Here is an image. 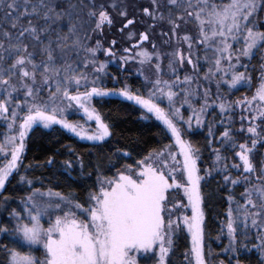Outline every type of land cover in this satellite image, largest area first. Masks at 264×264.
<instances>
[{
  "label": "snow or ice",
  "instance_id": "obj_1",
  "mask_svg": "<svg viewBox=\"0 0 264 264\" xmlns=\"http://www.w3.org/2000/svg\"><path fill=\"white\" fill-rule=\"evenodd\" d=\"M128 9V0H0V207L9 203L3 193L10 178L27 190L20 209L10 210L9 224L0 221V264H212L206 207L222 192L229 264H241V251H258L264 264V159H253L264 145V0H149L140 11L149 23L138 36L131 29L138 21ZM117 20L123 22L120 33L127 29V39L136 38L118 58L115 39L108 47L102 43ZM157 25L167 28L155 34L168 51L151 38L148 29L155 32ZM101 52L110 59L100 61ZM112 59L122 70L138 63L144 91L127 82L106 87L102 77L110 75ZM253 59L260 61L254 94L229 100L225 86L229 93L253 88ZM111 79L120 83L115 75ZM93 101L138 106L141 119L159 122L172 142L134 165L121 164L132 158L121 148L98 157L94 187L83 202L72 190L35 187L27 175L33 165L24 164L30 136L58 127L94 148L110 143L111 125ZM237 108L238 129L232 116ZM217 109L223 130L217 137L212 126L207 129L214 167L201 174V149L188 136L204 128L210 110ZM237 135L245 137L243 143ZM229 151L239 162H228ZM74 163L83 176L79 155L75 162H61V170L71 176ZM45 166L55 168V158ZM232 170L243 175L233 176ZM213 172L221 176L215 188ZM237 186H243L240 200ZM185 231L190 247L178 262L176 240ZM250 231L260 241L251 248L238 239Z\"/></svg>",
  "mask_w": 264,
  "mask_h": 264
},
{
  "label": "trees",
  "instance_id": "obj_2",
  "mask_svg": "<svg viewBox=\"0 0 264 264\" xmlns=\"http://www.w3.org/2000/svg\"><path fill=\"white\" fill-rule=\"evenodd\" d=\"M133 3L134 6L128 9L129 16H135L138 23L131 26L132 30L137 34L145 29L149 20L146 17L141 16L137 5H144L146 7L149 3L143 0H136ZM132 3V2H131ZM143 20V23L139 21ZM122 21L117 20V26L112 29V33L104 34L102 39L104 47H108L110 41L115 39L117 44L115 49L118 52H122L125 35L121 36L122 33L118 31V28L122 26ZM159 29L163 28L167 31L166 26L158 25ZM155 32H157L155 30ZM152 35H156L153 33ZM124 42V43H123ZM92 44L94 46V40L92 39ZM127 44V42H126ZM103 53H98V59L102 58ZM127 66V65H126ZM119 66L110 65L107 71L110 72V76L115 75L118 77L120 83L114 82L111 77L109 78L106 87H119L123 86V82H127L134 89H143V82L139 78H123L122 75L127 73V70L122 71ZM90 71V69H89ZM127 76V75H126ZM96 104L95 101H93ZM96 107L103 114L106 122L111 125V130L113 132L112 137L109 138L110 143L106 142L102 148H94L90 143H82L76 139L70 137L65 132L60 131L59 128L51 133H36L34 136H30L27 141L26 153L24 156L25 165H33V168L29 169L27 175L29 178L34 179V186L41 187L42 190H47L48 187L53 188L55 191L68 192L69 190L77 193L81 202L85 192L88 188L94 187L95 182V170L92 167L97 161V158H105L111 155L116 148L124 149L131 153V159H124L121 164H133L134 161L141 159L144 155H147L154 148H159L162 144H165L168 139L165 138L161 133V127L159 122L155 120H144L141 119L142 112L138 106H133L130 103H117L113 102L111 104H96ZM3 129V125H2ZM69 146L72 151H69ZM79 155L83 157L85 164L84 175L81 176L80 169L76 167L74 163V168L71 172V176L65 174L61 170V162L64 160L76 161V156ZM53 157L56 161L55 168H49L45 166V161ZM39 165V167H37ZM88 173H92L91 176ZM108 173V172H107ZM23 174V173H22ZM212 182L211 187L214 188L216 184V179ZM11 183L6 185V190L3 193L10 197L9 203L3 207H0V221L5 224H9V212L11 209H20V198L27 194V190L23 185L17 184L16 180L11 179ZM42 182V184H41ZM69 186H71L69 188ZM242 188L239 186L234 189L236 198L240 200V193ZM223 197H226V192H222L220 196L213 199L212 203L206 207V227L208 234L210 235L209 243L213 251H223V247L228 241L227 237L220 238L221 242L214 241L218 235H223L221 233L222 222H226V212H227V201ZM244 243H248L251 248L252 244H258L260 241L256 239L254 231H250L247 238L239 237ZM5 242L7 240L5 239ZM186 235H182L176 240V255L175 259L179 262L182 256L181 253L184 251L188 245ZM225 248V247H224ZM222 258L223 255H220ZM241 264H259L260 253L258 251L244 252L241 251L240 254ZM224 261L229 264V258L224 257ZM234 264V261H233Z\"/></svg>",
  "mask_w": 264,
  "mask_h": 264
},
{
  "label": "rangeland",
  "instance_id": "obj_3",
  "mask_svg": "<svg viewBox=\"0 0 264 264\" xmlns=\"http://www.w3.org/2000/svg\"><path fill=\"white\" fill-rule=\"evenodd\" d=\"M136 0H128V4H129V8H131L134 4L133 3H136L135 2ZM144 2H148L149 3V0H143ZM132 2V3H131ZM147 6H149V4L147 5ZM144 7V5L141 7V5H137V8L139 9V10H141L142 8ZM132 28V27H131ZM146 28V27H145ZM160 27H158V25H157V28H156V31L157 32H159L160 31V29H159ZM145 29H142V31H144ZM149 30V32L151 33V34H153V33H156V32H153V30L152 29H148ZM112 31V30H111ZM108 32L109 34L110 33H112V32ZM127 29H125V32L123 33V34H121V36H122V38H123V36L125 35V43H124V46H123V48H126V47H131L132 46V44H134L135 42H136V38L134 37L133 38V40H131V41H129L128 39H127V36H126V34H127ZM133 31V30H132ZM182 31H183V28H182ZM189 31H191V29H189ZM135 32V31H134ZM106 33V32H105ZM137 36H138V34H137ZM97 37H95V36H93V40H94V45H95V39H96ZM151 38H152V40L156 43V45H157V48L158 49H160L161 51H168V50H170L169 49V46H166V45H163L162 44V38H161V36H159V35H152L151 36ZM126 42H127V44H126ZM103 46H105V45H103ZM143 47H146V48H148V50L151 52L152 51V48H151V45H150V43H148V42H145V44L143 45ZM115 51H116V57L118 58L120 55H122L123 53L122 52H118L116 49H115ZM110 58L109 57H107V56H105L104 54H103V56H102V58H99V60L100 61H108ZM120 61L118 60V59H112V62H110L109 64H108V66H110V65H113V66H119L120 65ZM164 64L166 65L167 64V59H165V61H164ZM252 64L253 65H255V68L254 69H252V68H250L249 69V71H250V74H251V76H252V83H253V88L252 89H248V88H241L240 90H238V91H236V90H233L231 93H229V90L227 89V87L225 86L224 88H223V92L228 96V99L229 100H236L237 98H240V97H243V96H249V97H251L253 94H254V92H255V86L257 85V83H258V77H259V75H260V61L258 60V59H253V61H252ZM185 67H187V66H185ZM118 68H120V67H118ZM140 69V65L138 64V63H136V62H130L129 64H127V66H124V69L122 70V71H124V70H127V73L126 74H124V75H122V77L123 78H131L132 76V78H139V79H141L142 80V82H143V77H140V76H138L137 75V72H138V70ZM241 70H243V69H241ZM107 71V70H106ZM202 71H203V69H202ZM109 74H110V72L109 71H107ZM145 74L146 75H149V76H151L152 75V73H151V71L150 70H148V69H146L145 70ZM127 75V76H126ZM181 75H183V73H181ZM111 76L109 75V76H106V77H102V82H103V84L104 85H106L107 83H108V81H109V78H110ZM168 77L167 76H165V79H167ZM109 88V87H108ZM141 91H144V85H143V89H141ZM213 92H215V86L213 85ZM166 103V102H165ZM142 112V111H141ZM189 113L187 112V111H185V116H187ZM142 115H143V113H142ZM239 115H240V109L239 108H237V109H235L234 111H233V113H232V116H233V120H234V124H233V127L234 128H239L240 127V120H239ZM76 117H70V119H75ZM220 118V116H219V110L217 109L215 112H212L211 110H210V114L208 115V117H207V119H206V122H205V127L204 128H202V129H199L197 132H195V133H193V134H191V135H189L188 136V139H191L200 149H201V153H202V155H201V160H200V162H199V166H200V168H201V174H203V172H204V170L205 169H209V168H213L214 167V161H215V156L212 154V152H211V148L208 146V140H207V137H208V126H212V128H213V131H214V133L216 134V136L218 137L219 136V133L223 130V128H222V126H220V125H218L217 123H216V121L218 120ZM152 120H154V119H152ZM2 125H3V123L2 122H0V131H2L3 129H2ZM93 127H94V124L92 125ZM57 129H58V127H57ZM68 135V134H67ZM70 137H72V138H74V139H76L77 141H80V140H78L77 138H75L74 136H71V135H69ZM236 139L239 141V142H241V143H243L244 142V140H245V137L244 136H242V135H237L236 136ZM80 142H82V143H90V144H92L91 142H88V141H80ZM172 141L171 140H169L168 139V141L165 143V144H168V143H171ZM214 143L216 144V146H219V144H218V141H214ZM227 157H228V162L229 163H232L233 161H235V162H239L238 161V158L237 157H234V155L232 154V152H225L224 153ZM253 159H254V162H256V163H258L259 162V160H262V159H264V145H258V148H257V152L255 153V155H254V157H253ZM108 175H111L112 173L111 172H108L107 173ZM231 174L233 175V176H238V175H243L242 173H238V172H236L235 170H232V172H231ZM213 175L215 176V177H218L217 179H216V181H219L220 179H221V176L220 175H217L215 172H213ZM216 187V184L214 185V188ZM239 187V186H238ZM241 188H242V190H241V192L243 191V186H240ZM226 195H227V193H226ZM241 199V198H240ZM184 214H190V212H185ZM182 235H186V237H187V243H186V245H188V247L184 250V251H182V253L183 252H185V251H187V249L190 247V237L188 236V234L186 233V231L185 232H181L180 233V235H179V237H182ZM178 237V238H179ZM218 237H220V238H223V237H227L226 235H218ZM177 238V239H178ZM210 235L208 234V231H207V227H206V244H208V245H211L210 243H209V240H210ZM217 241V242H221V239H217V238H215L214 239V241ZM228 240V239H227ZM228 244H229V240L228 241H226V245L224 246L225 248L228 246ZM212 246V245H211ZM223 247V251H213L212 249V253H213V255L210 257V259H211V261H212V264H219V261H224V257H228L229 258V260H230V258H231V253H228V252H225L224 251V248ZM182 253H181V256H182ZM220 255H223L224 257L222 258ZM181 260H182V258H181ZM141 264H144V262L143 261H141ZM224 264H228L226 261H224Z\"/></svg>",
  "mask_w": 264,
  "mask_h": 264
},
{
  "label": "bare ground",
  "instance_id": "obj_4",
  "mask_svg": "<svg viewBox=\"0 0 264 264\" xmlns=\"http://www.w3.org/2000/svg\"><path fill=\"white\" fill-rule=\"evenodd\" d=\"M74 168L76 169V167H75V166H73V169H74Z\"/></svg>",
  "mask_w": 264,
  "mask_h": 264
}]
</instances>
